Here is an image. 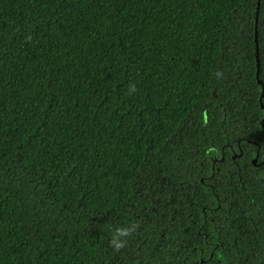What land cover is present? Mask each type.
Wrapping results in <instances>:
<instances>
[{
    "label": "trees",
    "instance_id": "16d2710c",
    "mask_svg": "<svg viewBox=\"0 0 264 264\" xmlns=\"http://www.w3.org/2000/svg\"><path fill=\"white\" fill-rule=\"evenodd\" d=\"M0 264H264V0H0Z\"/></svg>",
    "mask_w": 264,
    "mask_h": 264
},
{
    "label": "clouds",
    "instance_id": "9594fccd",
    "mask_svg": "<svg viewBox=\"0 0 264 264\" xmlns=\"http://www.w3.org/2000/svg\"><path fill=\"white\" fill-rule=\"evenodd\" d=\"M127 231L128 230H121L120 235L121 236L127 235ZM114 243H116V241H114ZM122 243H123L122 241L120 243H117V247L121 246Z\"/></svg>",
    "mask_w": 264,
    "mask_h": 264
},
{
    "label": "water",
    "instance_id": "95a60500",
    "mask_svg": "<svg viewBox=\"0 0 264 264\" xmlns=\"http://www.w3.org/2000/svg\"><path fill=\"white\" fill-rule=\"evenodd\" d=\"M259 3V0H257V5ZM255 22H256V18H255ZM256 24V23H255ZM256 31V30H255ZM256 33V32H255ZM253 163H255V159L252 161Z\"/></svg>",
    "mask_w": 264,
    "mask_h": 264
}]
</instances>
